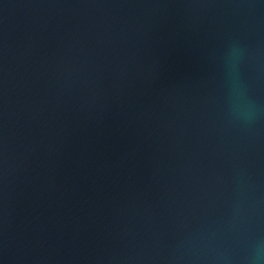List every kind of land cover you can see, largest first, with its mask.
Listing matches in <instances>:
<instances>
[{
  "label": "water",
  "instance_id": "95a60500",
  "mask_svg": "<svg viewBox=\"0 0 264 264\" xmlns=\"http://www.w3.org/2000/svg\"><path fill=\"white\" fill-rule=\"evenodd\" d=\"M0 264H264V0H0Z\"/></svg>",
  "mask_w": 264,
  "mask_h": 264
}]
</instances>
